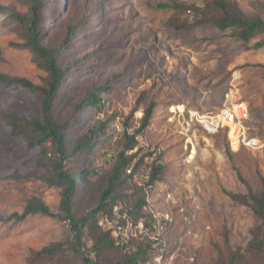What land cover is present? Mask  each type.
Returning a JSON list of instances; mask_svg holds the SVG:
<instances>
[{
	"label": "rangeland",
	"instance_id": "obj_1",
	"mask_svg": "<svg viewBox=\"0 0 264 264\" xmlns=\"http://www.w3.org/2000/svg\"><path fill=\"white\" fill-rule=\"evenodd\" d=\"M46 1L37 24L41 42L61 47L58 62L68 70L55 104L68 139V167L95 172L90 183L79 185L73 213L80 217L96 206L130 136L137 143L126 154L141 175L155 164L152 149L163 148L157 179L136 181L123 172L113 211L117 207L135 225L149 198L156 209L172 212L173 223L163 228L159 242L150 239L159 233L153 229L150 237H132L129 248L99 256L85 230L83 249L91 264H114L139 245L146 258L140 264H159L157 248H164L162 264L167 252H178L168 264H264V246L253 243L264 241L261 218L250 204L228 193H264V45L257 46L264 33L245 44L233 35L234 28L221 30L213 22L224 15L221 3L264 18V0H107L106 14L96 9L100 0ZM181 1L198 5L188 13L175 5ZM0 6L5 9L0 10V72L46 85L49 73L25 45L26 26L10 15L28 17V1L0 0ZM235 77L249 108L250 132L261 140L259 148L234 151L227 128L209 132L190 121L191 112L219 110ZM104 86L109 90L101 93L97 106L87 100L82 104L89 92ZM42 99L28 88L0 82V264H88L75 251L69 221L41 213L21 221L6 219L23 212L35 196L61 212L62 189L36 177L53 171L54 146L32 148L24 135L12 134L3 116H39ZM152 105L149 124L142 129ZM87 139L92 148L79 150ZM167 189L180 197L182 210L166 200ZM46 246L58 250L42 254Z\"/></svg>",
	"mask_w": 264,
	"mask_h": 264
},
{
	"label": "trees",
	"instance_id": "obj_2",
	"mask_svg": "<svg viewBox=\"0 0 264 264\" xmlns=\"http://www.w3.org/2000/svg\"><path fill=\"white\" fill-rule=\"evenodd\" d=\"M29 3V16L23 17L18 13L11 12L17 21L26 26L28 30V40L25 44L29 47L36 56L38 63L42 65L49 73V81L46 85L36 84L26 77H18L0 72V82L8 85H14L24 87L32 90L33 92L42 95L41 109L39 116L27 119L21 117L15 113L3 115L8 119L12 127V134L24 135L27 138L29 146L32 148L42 146L47 143H51L55 149L56 159L53 163V171L48 175H38L37 178L45 181L50 187H58L62 189V200L60 209L61 212L53 211L49 205H47L40 197H33L28 201L23 212H15L7 217V220H24L27 216L41 213L47 216L57 217L60 220L69 221L70 228L73 234L74 248L79 253L86 263L91 264L93 260L90 254L86 252L84 247L85 230L90 232L94 240L93 251L96 255H100L106 251L122 250L125 247L118 245L115 238L110 231H105L98 224V216L101 213L112 214L114 207L117 204L118 191L123 183L122 174L127 171L130 165V158L127 156V151L133 149L136 146V136H130L129 140L125 144L124 149L119 154V161L113 168L111 175L108 178L107 186L101 191L99 195L98 203L88 213L77 217L73 213V206L75 197L79 191L80 184L90 183V178L95 174L88 167H83L78 171H72L68 167V160L70 158L68 154V139L65 134V126L58 123L55 116V104L58 99L59 93L65 84V75L68 70L62 67L58 58L61 56L62 49L50 48L41 42V33L38 28V22L41 20L40 16L48 2L46 0H27ZM182 3L175 4L177 7H186L195 9L197 3H191L181 1ZM160 7L166 8L170 5L168 3H160ZM224 9V15L213 22L217 28L221 30L235 29L233 35L241 40L243 43L248 44L258 33H264V18L251 17L244 15L241 11L234 8H230L221 3ZM96 9H99L101 13L106 14L110 10V4L107 0H100L96 4ZM0 10H5L0 6ZM73 31V27H68V35ZM264 39L257 43V46H263ZM65 46V45H63ZM62 46V47H63ZM105 90H109L108 87H98L94 91L89 92L83 99L82 104L90 101L91 104L97 106L101 100V93ZM153 105L146 111L145 117L141 128H145L149 124V118L151 116ZM95 131V129L93 130ZM93 143L87 139L82 145L78 146L79 150L85 149L87 146L92 148ZM46 156L47 151H43ZM71 155V154H70ZM39 159V158H38ZM163 167L161 165H155L152 169L151 181L157 179L158 172ZM229 195L245 204H250L255 213L261 218L264 224V193H255L249 190L247 194L228 192ZM143 201L141 200L137 208H141ZM256 246L262 247L264 241L255 239L253 242ZM58 249L53 246L43 247L42 254H52ZM123 251V250H122ZM145 250L139 245L138 249L134 252L125 253L123 259L115 262L114 264H140L141 261H145ZM97 264V260L94 261Z\"/></svg>",
	"mask_w": 264,
	"mask_h": 264
},
{
	"label": "built area",
	"instance_id": "obj_3",
	"mask_svg": "<svg viewBox=\"0 0 264 264\" xmlns=\"http://www.w3.org/2000/svg\"><path fill=\"white\" fill-rule=\"evenodd\" d=\"M187 12L191 13L192 9L188 8ZM139 114L140 117L143 116V112H140ZM248 117L249 108L240 94V87L236 77L232 79V82L226 91L225 101L219 110L208 114H202L196 111L190 113V121L192 123L203 125L209 132H217L220 129L227 128L230 145L234 151L241 147L259 148L262 144L261 140L250 132L247 124ZM162 153L163 148L161 146H156L152 149L150 156L153 163L155 161V165L160 164L159 156ZM152 169V167H149V169L141 175L137 169V164L133 163L128 166L127 173L134 177V180L136 181L139 177H144L149 181ZM165 198L168 202L170 201L173 204H171L172 206H177L179 210H182V200L180 197L175 196L173 191L167 189L165 191ZM142 208L144 215H142L135 225L125 214L122 215L117 207L115 208L116 211H113V214L102 213L98 219V224L100 227L106 228L111 232L118 245L126 248H129V242L132 237H138V233L150 237L153 229H156L159 233L157 236L150 237V239L153 240V242H159L161 240L160 236H162L163 228H166L173 223L174 216L170 210L162 212L156 209L149 198H147V203ZM166 255L167 261H164L163 264L171 262V260L177 257L178 252H172L171 254L167 252ZM163 257H165L164 248L163 250L157 248L155 258L159 261V264H162Z\"/></svg>",
	"mask_w": 264,
	"mask_h": 264
}]
</instances>
